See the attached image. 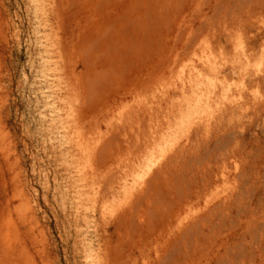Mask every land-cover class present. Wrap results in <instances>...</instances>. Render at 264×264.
I'll return each instance as SVG.
<instances>
[{"label":"rangeland","instance_id":"374dc122","mask_svg":"<svg viewBox=\"0 0 264 264\" xmlns=\"http://www.w3.org/2000/svg\"><path fill=\"white\" fill-rule=\"evenodd\" d=\"M115 1L0 0V264H153L141 230L153 223L136 201L183 156L205 192L174 244L189 236L191 264H264V37L250 60L247 42L264 16H245L253 0H194L186 55L188 34L139 91L130 73L96 90L84 13L94 27ZM215 16L255 31L218 32ZM201 217L214 228L195 240Z\"/></svg>","mask_w":264,"mask_h":264},{"label":"bare ground","instance_id":"6f19581e","mask_svg":"<svg viewBox=\"0 0 264 264\" xmlns=\"http://www.w3.org/2000/svg\"><path fill=\"white\" fill-rule=\"evenodd\" d=\"M86 1L89 5L95 4V0ZM193 1L132 0L127 4L118 0L111 2L106 9L97 8V14L100 22H102L94 27L87 21V15L84 13L85 25L89 32L88 37L84 40V45L89 46L97 56L96 61L91 64V77L89 80L91 85L89 86H94L96 90H107L115 85L114 80L117 76L122 79L127 73H130L133 89H129V87L128 90L139 91L145 85L142 77L146 70L155 74L157 61L162 57L166 45L173 43L172 41L175 38H177V41L174 42L178 45L181 39L179 37L188 34L185 42L186 46L181 52V54L186 55L195 45L194 40L196 39H193L186 30H182L180 27L184 19L196 15L194 9H192ZM246 2L245 4L249 3L250 5L251 3L253 5L251 12L245 14V16L254 17L258 14L264 16V0ZM246 7V10H248L249 6ZM239 10H242V8H239ZM83 12H85L84 9ZM197 16L206 18L207 13L200 10ZM213 20L215 30L218 32H221L222 28L225 31L232 30L231 33L237 31L243 35L253 34L255 31V27L242 22V20L239 22L220 21V18L216 16ZM191 26L192 29L197 27L195 24ZM206 27L201 24L197 27V30L204 33L207 30ZM263 37L264 25L253 38L247 39L248 59L255 57L258 41ZM237 71V69H233L232 73H237ZM225 78L230 77L226 75ZM123 87L127 89L128 86ZM182 154L184 155V153ZM176 159L177 157L175 162H171V164L173 163L170 164L171 166L168 165L165 170L163 169L164 171L159 177L157 175V179L146 184V188L142 190L136 201V205L143 209L145 217L153 223L149 229L141 228L145 246L142 252L145 255L147 254L153 264H191L188 258L197 255V251L188 235L181 236L183 237L182 246H177L174 242L181 235V230L187 227V220L195 218L193 216L194 211L201 208L205 186L201 188L199 185H194L199 180L197 179L198 175H195L198 172H194L192 176H195L196 180H193L195 178L192 177L193 179L190 178L192 181H189L188 175L181 173L182 166L184 168L185 165L184 156L180 159L181 161H176ZM206 163L208 162L206 161ZM209 163L211 164V161ZM202 175H204L203 172ZM155 176L152 179L156 178ZM211 179L210 184H212ZM164 204L169 209L168 214L166 213L165 216L162 215V205ZM216 217L218 218L219 214H216ZM199 221L203 224L204 229H195L191 230V234L188 233L195 240L203 239L206 226L214 228L212 218L201 217ZM158 230H160V233L156 235ZM167 250H171V255L168 257H166ZM175 252L177 256H175ZM249 264L257 263L253 259Z\"/></svg>","mask_w":264,"mask_h":264}]
</instances>
